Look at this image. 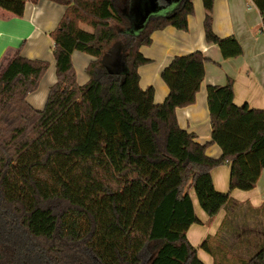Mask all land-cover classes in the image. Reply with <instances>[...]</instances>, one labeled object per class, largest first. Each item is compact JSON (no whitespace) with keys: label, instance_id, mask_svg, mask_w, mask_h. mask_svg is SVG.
<instances>
[{"label":"trees","instance_id":"1","mask_svg":"<svg viewBox=\"0 0 264 264\" xmlns=\"http://www.w3.org/2000/svg\"><path fill=\"white\" fill-rule=\"evenodd\" d=\"M26 1L0 0V9L21 17ZM47 1L65 12L50 33L56 82L44 108L33 109L26 97L47 62L18 51L0 73V264H204L186 238L201 225L187 190L228 165V192L208 210L213 216L231 191L254 188L264 171V110L235 105L231 81L207 87L209 144L222 152L208 157V144H198L175 116L195 102L208 58L174 57L161 72L168 88L161 104L152 87H139L138 69L148 63L140 48L155 31L186 30L193 0L149 18L137 34L126 33L130 0ZM201 1L205 41L223 59L241 55L234 37L213 32L214 0ZM250 1L264 29V0ZM116 45L125 72L110 74L101 60ZM75 51L94 59L82 86L71 62ZM254 212L248 223L226 217L221 233L199 249L213 264H264V202ZM230 240V249L242 244L246 257L227 253Z\"/></svg>","mask_w":264,"mask_h":264},{"label":"crops","instance_id":"2","mask_svg":"<svg viewBox=\"0 0 264 264\" xmlns=\"http://www.w3.org/2000/svg\"><path fill=\"white\" fill-rule=\"evenodd\" d=\"M181 1L170 0L168 3L162 1L160 3L162 11L157 16L168 15ZM245 1L214 0L213 6V32L219 38L234 37L238 41L242 53L236 58L223 59L218 47L205 41L203 30L205 11L201 0H193L194 13L187 19L186 30L169 26L161 31H155L151 35L150 45L140 48V53L148 63L138 69L139 87L142 90L153 88L155 104L163 103L168 95V88L161 79V72L174 57L201 52L208 58L204 65V79L195 102L188 107L176 109L175 116L179 127L194 134L198 144H208L205 153L213 159H218L222 152L217 145L209 144L211 130L207 87L224 86L231 81L235 105L246 104L251 109L264 110V29L260 15L261 26L246 22V16L241 12V5ZM64 12V6L47 0L35 2L27 0L21 17H14L0 9V73L18 51L26 59L48 63V69L41 78L38 88L26 97L27 103L38 111L44 108L49 88L56 82L53 41L50 33L57 28ZM120 47L116 45L106 55H112L113 63L116 69H119L118 73H123L125 65ZM92 60H94L92 57L84 53L78 51L72 53L71 62L77 85L82 86L88 82L86 68ZM228 178L229 166L224 164L199 178L187 190L201 225H192L186 232V238L197 250L198 258L202 253V259L209 264H213V260L210 255L199 249L202 242L208 236H214L213 232L226 217L240 218L242 223L256 219L254 211L264 202V171H261L252 190L231 191L227 203H230V206L219 207L211 216L208 210L215 208L214 204L219 203L222 196L228 192Z\"/></svg>","mask_w":264,"mask_h":264},{"label":"water","instance_id":"3","mask_svg":"<svg viewBox=\"0 0 264 264\" xmlns=\"http://www.w3.org/2000/svg\"><path fill=\"white\" fill-rule=\"evenodd\" d=\"M168 3L170 0H130L127 19L130 28L126 31L128 34H137L141 31L149 18L157 16L162 11L160 3ZM102 66L110 74L118 73L112 55H105L101 60ZM124 71V70H123Z\"/></svg>","mask_w":264,"mask_h":264},{"label":"rangeland","instance_id":"4","mask_svg":"<svg viewBox=\"0 0 264 264\" xmlns=\"http://www.w3.org/2000/svg\"><path fill=\"white\" fill-rule=\"evenodd\" d=\"M127 4V2H122L121 3V5H126ZM128 8H129V6H128ZM241 12L242 13H244V15L246 16V22H248V23H250V24H253V25H256L257 27H259V26H261V21H260V17H259V14H258V11H257V9L254 7V5L251 3V1L250 0H246L245 1V3L243 2V4L241 5ZM81 27H82V25H81ZM84 29H86V30H88V28H86V27H83ZM227 206H230V203L229 204H227ZM232 218H235L234 216L233 217H231L230 218V220L232 219ZM240 219V218H239ZM238 219V220H239ZM235 220V219H234ZM224 221V220H223ZM232 221V220H231ZM234 222V221H233ZM235 223H236V221H235ZM221 225V224H220ZM193 227H195L196 228V226H193ZM219 227L220 226H218V229H216L214 232H213V234L212 235H215V234H217V233H221V230L219 229ZM198 229V228H197ZM221 235V237H223L222 236V234H220ZM225 240H227V238H225ZM227 242V241H226ZM232 242H235V240H230V242L228 243H225V244H228L227 245V247L228 248H226L227 249V253L228 254H235V255H240V256H242V255H244V257H246V255H245V253H244V248H243V245L242 244H238V245H236V248H235V250H231L230 249V247L232 246L231 244H232ZM230 249V250H229ZM233 249V248H232ZM202 256H203V254L201 253L200 255H199V259L204 263V264H209V263H207L206 261H204L203 259H202ZM210 258V257H209Z\"/></svg>","mask_w":264,"mask_h":264}]
</instances>
